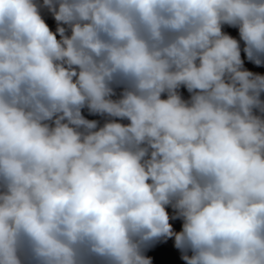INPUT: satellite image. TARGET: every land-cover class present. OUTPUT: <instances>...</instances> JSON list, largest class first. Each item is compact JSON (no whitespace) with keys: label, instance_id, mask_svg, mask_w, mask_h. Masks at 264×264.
<instances>
[{"label":"clouds","instance_id":"9594fccd","mask_svg":"<svg viewBox=\"0 0 264 264\" xmlns=\"http://www.w3.org/2000/svg\"><path fill=\"white\" fill-rule=\"evenodd\" d=\"M0 264H264V0H0Z\"/></svg>","mask_w":264,"mask_h":264}]
</instances>
